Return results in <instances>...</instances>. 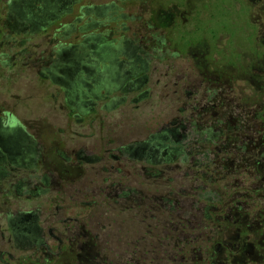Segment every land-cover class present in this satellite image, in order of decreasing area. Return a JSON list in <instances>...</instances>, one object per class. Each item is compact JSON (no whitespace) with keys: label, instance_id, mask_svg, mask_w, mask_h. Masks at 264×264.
Listing matches in <instances>:
<instances>
[{"label":"flooded vegetation","instance_id":"obj_1","mask_svg":"<svg viewBox=\"0 0 264 264\" xmlns=\"http://www.w3.org/2000/svg\"><path fill=\"white\" fill-rule=\"evenodd\" d=\"M223 15L222 0H0V70L26 100L0 98V264H209L230 246L209 225L240 247L250 196L217 182L251 154L263 190L264 139L216 73L234 53ZM166 58L167 105L142 119Z\"/></svg>","mask_w":264,"mask_h":264},{"label":"rangeland","instance_id":"obj_2","mask_svg":"<svg viewBox=\"0 0 264 264\" xmlns=\"http://www.w3.org/2000/svg\"><path fill=\"white\" fill-rule=\"evenodd\" d=\"M223 8L227 9L228 17L223 15L218 25L223 24V37L229 33V30H233L235 37L232 42L230 36H228L223 45L228 48L226 51H231V47L234 49L232 58H230L229 64L217 70V75L221 74L223 80L232 81V94L235 99L240 103L241 107L247 109L252 115L254 122L258 123V132L256 133V140L264 139V6L260 0H222ZM218 17V14H217ZM237 19V24H231L232 19ZM231 19V20H230ZM219 19L217 20V22ZM226 25V26H225ZM227 30V31H226ZM229 35V34H228ZM222 37V38H223ZM219 41V40H218ZM169 59L154 60L151 72L149 87L151 92L149 99L143 103L142 119L150 115H155L166 107L167 99L166 93L168 89L163 86V83L171 82V72L167 73V62ZM176 67L182 68L185 65V59L178 57L175 59ZM207 71V70H206ZM232 73H229L231 72ZM8 71L6 69L0 70V98L11 100L12 94H19L21 96L19 106L17 109L21 112L23 107L20 104L24 103V87L22 82H16L15 84L7 76ZM207 76L213 74L211 71L204 72ZM215 75V74H213ZM232 75V76H231ZM211 77V76H209ZM232 77V78H231ZM157 80L159 82L157 83ZM34 104V99H28L25 105L28 111ZM256 151V150H255ZM248 158V164L239 161L237 164H231L229 173L223 179L222 182H217V186L221 187L225 191H229L237 185L236 180H243L242 184L236 187L237 191H247L250 197H246L243 200L244 209L241 210V217L239 223H244L245 220L251 219L252 228L249 231L244 232L239 237L240 257L242 260L251 264H264V189L259 190L254 195L248 190L253 188L257 182H253V172H255L254 156L246 155ZM221 157H226L229 160L236 158V155L232 152H223ZM230 170H234L230 172ZM175 192H178V188H174ZM236 204V202H234ZM128 231V230H127ZM142 233H146L145 228L142 229ZM206 232L209 235H216L217 238H222L227 244H236V242L230 238L231 230L220 226L209 225L206 228ZM205 251V248H202ZM207 251V250H206ZM226 245L213 249L211 261L214 264H230L229 252ZM208 252V251H207ZM206 257V255L204 254ZM239 257V258H240ZM250 258V260H249ZM210 261V262H211ZM33 264V263H32ZM52 264V262H51Z\"/></svg>","mask_w":264,"mask_h":264},{"label":"trees","instance_id":"obj_3","mask_svg":"<svg viewBox=\"0 0 264 264\" xmlns=\"http://www.w3.org/2000/svg\"><path fill=\"white\" fill-rule=\"evenodd\" d=\"M186 196L188 197L187 194H186ZM186 196L183 195L182 193H178V196L176 195V197H175V199H176L175 213L181 212L182 214H185L184 217L187 218L186 221L193 223V222H195V218H193V217L197 216V212L200 211V207H199V205L193 203V200L184 201V200H186ZM247 231H249V230L246 227L244 232H247ZM230 246H228L230 264H244V262L246 263V261L242 260V258L240 257L242 255L240 253V249L238 251L237 246L234 244H230ZM249 260H250V258H249ZM201 262H203V261H201ZM247 262H248L247 264H251L250 262H253V261H247ZM194 264H200V261L198 259V255L195 256ZM209 264H214V263L210 262Z\"/></svg>","mask_w":264,"mask_h":264}]
</instances>
